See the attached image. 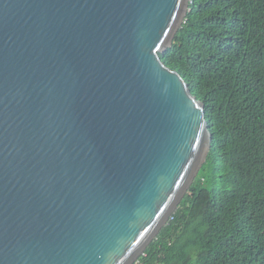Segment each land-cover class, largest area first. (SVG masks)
Masks as SVG:
<instances>
[{
    "label": "water",
    "instance_id": "water-1",
    "mask_svg": "<svg viewBox=\"0 0 264 264\" xmlns=\"http://www.w3.org/2000/svg\"><path fill=\"white\" fill-rule=\"evenodd\" d=\"M189 0H0V264H136L206 161L159 54Z\"/></svg>",
    "mask_w": 264,
    "mask_h": 264
},
{
    "label": "trees",
    "instance_id": "trees-1",
    "mask_svg": "<svg viewBox=\"0 0 264 264\" xmlns=\"http://www.w3.org/2000/svg\"><path fill=\"white\" fill-rule=\"evenodd\" d=\"M159 56L204 103L212 142L136 264H264V0H189Z\"/></svg>",
    "mask_w": 264,
    "mask_h": 264
},
{
    "label": "clouds",
    "instance_id": "clouds-1",
    "mask_svg": "<svg viewBox=\"0 0 264 264\" xmlns=\"http://www.w3.org/2000/svg\"><path fill=\"white\" fill-rule=\"evenodd\" d=\"M188 5H189V2H188ZM188 10V9H187ZM185 21V20H184ZM184 23V22H183Z\"/></svg>",
    "mask_w": 264,
    "mask_h": 264
}]
</instances>
